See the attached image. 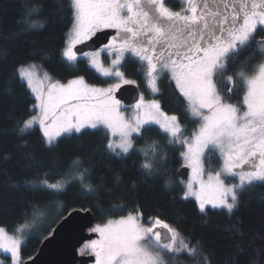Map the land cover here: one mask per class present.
I'll use <instances>...</instances> for the list:
<instances>
[{"label": "trees", "instance_id": "1", "mask_svg": "<svg viewBox=\"0 0 264 264\" xmlns=\"http://www.w3.org/2000/svg\"><path fill=\"white\" fill-rule=\"evenodd\" d=\"M76 21L74 0H0V226L26 236L22 260L37 252L62 217L81 207L91 208L100 223L129 213L144 223L154 217L168 221L192 248L178 254L182 264H264V180L245 186L234 210H201L196 199L185 196L178 175L185 144L172 142L158 124L143 126L126 154L110 148V134L102 126L49 143L39 124L27 125L38 112L37 99L20 66L36 63L62 82L110 81L87 58L66 57ZM251 35L216 73L220 91L232 101H242L246 80L264 61V26ZM122 68L146 98L158 99L166 112L177 115L184 140L196 135L202 115L170 72L160 75L154 90L147 84L145 60L129 55Z\"/></svg>", "mask_w": 264, "mask_h": 264}, {"label": "rangeland", "instance_id": "2", "mask_svg": "<svg viewBox=\"0 0 264 264\" xmlns=\"http://www.w3.org/2000/svg\"><path fill=\"white\" fill-rule=\"evenodd\" d=\"M74 2L77 21L65 50L71 60L78 58L75 44L95 27L121 19L117 7L108 5L107 0ZM258 20L264 26V14ZM250 25L255 22L250 21ZM252 29L247 28L238 40L204 55H187L185 71H174L169 66L158 70L151 57L143 59L148 64L146 77L151 89H157L162 73L170 72L194 112L202 115L201 126L191 140H184L177 115L166 112L158 99L146 98L141 92L140 99L132 105L119 100L117 88L133 80L123 71V58L104 52L84 57L102 76L110 78L106 84H93L83 77L57 81L36 63L20 66L22 79L37 99L38 112L27 125L39 124L49 143L60 135L102 126L110 134V148L126 154L133 147L134 135L143 126L158 124L172 142L185 144L182 163L190 170L188 178L181 177L185 196L196 199L201 210L207 207L234 210L243 188L253 180H264V61L258 72L246 80L247 89L241 102L226 98L217 85L216 73L226 68L230 52L250 40ZM114 44L113 41L109 49L115 48ZM138 221H142L139 215L129 213L97 222L95 230L101 234L102 247L97 252L99 258L96 253L97 260L91 264H182L178 254L192 251L178 231L174 250L135 239ZM25 240L21 231L12 233L0 226V264H22L21 247Z\"/></svg>", "mask_w": 264, "mask_h": 264}, {"label": "flooded vegetation", "instance_id": "3", "mask_svg": "<svg viewBox=\"0 0 264 264\" xmlns=\"http://www.w3.org/2000/svg\"><path fill=\"white\" fill-rule=\"evenodd\" d=\"M107 4L117 7L121 19L98 25L76 44L102 29L115 32L96 50L78 53L74 48L77 57L93 52L111 54L123 61L129 55L140 59L151 57L158 70L169 66L174 71H185L187 55H204L231 44L247 28H253L254 33L260 25L259 17L264 14V0H107ZM250 21L255 25H250ZM113 41L115 48L109 49ZM137 223L135 239L153 241L159 246L160 232L150 233L152 223ZM98 233L81 251L95 255L100 251Z\"/></svg>", "mask_w": 264, "mask_h": 264}, {"label": "water", "instance_id": "4", "mask_svg": "<svg viewBox=\"0 0 264 264\" xmlns=\"http://www.w3.org/2000/svg\"><path fill=\"white\" fill-rule=\"evenodd\" d=\"M115 31L112 29H102L97 31L88 40L75 45V51L83 53L89 50H96L107 43ZM141 88L135 81L125 82L116 91V96L125 105L136 103L141 96ZM189 166L180 167L178 174L182 178H188ZM152 222L149 227L150 233L154 235L160 232L159 245L165 250H174L179 236L177 229L168 221L154 217L149 218ZM97 218L91 208L77 207L70 210L54 226V230L46 236L37 252L22 264H91L97 260L93 253L81 251V247L89 240L98 236L95 230Z\"/></svg>", "mask_w": 264, "mask_h": 264}]
</instances>
